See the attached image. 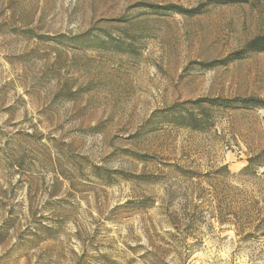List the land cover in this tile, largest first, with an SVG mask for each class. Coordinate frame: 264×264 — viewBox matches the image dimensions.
Returning <instances> with one entry per match:
<instances>
[{
  "label": "rangeland",
  "instance_id": "1",
  "mask_svg": "<svg viewBox=\"0 0 264 264\" xmlns=\"http://www.w3.org/2000/svg\"><path fill=\"white\" fill-rule=\"evenodd\" d=\"M203 1L0 0V264H264V108L192 104L264 100V0Z\"/></svg>",
  "mask_w": 264,
  "mask_h": 264
},
{
  "label": "trees",
  "instance_id": "2",
  "mask_svg": "<svg viewBox=\"0 0 264 264\" xmlns=\"http://www.w3.org/2000/svg\"><path fill=\"white\" fill-rule=\"evenodd\" d=\"M249 2H251V0H204L201 4L191 9H182L178 6L169 5L165 10L192 17V16L204 14L208 7L242 5V4H248ZM161 10L162 12L164 11L163 8L160 9L157 8L156 12H160ZM258 53H264V34L257 35L252 39H250L249 41H247L240 51L231 53L225 59H223L222 64H225L231 60H240L250 54H258ZM192 104L200 107H203L205 104H207L209 106H218L222 108H229L231 106H235V107L240 106L244 108H264V100L253 97L245 98V99H219V98L200 99L193 102ZM171 111L173 110H169L167 111V113ZM173 112L176 113L179 125L186 127L192 126V128L200 127L198 125L199 121H197V119L190 114L188 109H181ZM183 120L184 121L187 120L188 123H183ZM263 154H264V150L262 151V153H260V155L249 158L247 160L248 163L247 166H245L241 170L240 174L247 173L248 171H254L256 167L261 166V164H257L256 162ZM221 172H222V168L214 171L211 174H208V177H210V175L218 176L220 175ZM131 204H132L131 202L128 203V205ZM175 220H176L175 216L174 217L169 216L168 220L166 221L167 222L166 224L171 226L172 228H175V226H177ZM219 222L221 223L224 222L222 217L219 220ZM193 223H194V215H189L186 217V223L184 226L186 229H191Z\"/></svg>",
  "mask_w": 264,
  "mask_h": 264
}]
</instances>
